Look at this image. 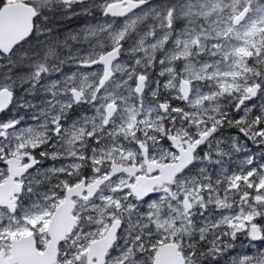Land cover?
I'll return each instance as SVG.
<instances>
[{"label": "snow or ice", "instance_id": "obj_1", "mask_svg": "<svg viewBox=\"0 0 264 264\" xmlns=\"http://www.w3.org/2000/svg\"><path fill=\"white\" fill-rule=\"evenodd\" d=\"M130 2L134 5L133 10L135 6L145 9L142 18H147L149 13L160 15L155 7H148L152 0ZM3 4L4 0H0V7ZM30 7L33 9L32 5ZM223 7L231 8L227 20L220 15ZM107 10H111V6ZM163 14L168 28L176 31L172 43L177 46L183 44L182 49L177 47L171 59L176 63L168 70L172 71L176 66L181 69L179 76H174L176 83L186 85L187 80L193 78L197 84L198 94L195 96L186 86L180 89L197 106V111L187 114L188 118H201L207 112L202 106L204 103L216 101L219 107V100L230 96L234 103L230 106L233 114L228 123L237 129L242 140L252 142L260 152L264 147V0H232L230 5H223L222 0H181L175 6L166 5ZM177 20L182 23H177ZM132 23L135 24V19ZM169 38L165 37L166 41ZM229 39L237 43L230 44ZM117 51L114 49L100 55L91 68H95L97 63L107 68ZM193 51L218 59L212 64L205 61L197 68L183 60ZM158 62L163 64L164 59L160 57ZM134 78L144 79L143 76ZM204 82L208 89L200 92L199 85ZM156 83L157 89L161 87L160 81ZM159 107L175 115L185 111L182 103L172 102L167 108L161 103ZM221 114L227 118V114ZM88 119L95 118H85V121ZM0 121H3L0 123V240L5 241L0 248L5 249L3 255L9 258L0 259V264H12L16 256L37 257L48 246L54 250L55 264H105L110 243L107 235L109 225L113 221L122 222V210H127L131 220V214L143 205L141 212L148 210V217L158 218L165 196L170 201V209L177 199L183 200L187 208L192 207L186 192L177 195L168 187L180 167L187 163L180 133L169 128L167 121L154 115V109L145 107L142 102L139 111L131 108L120 116L107 113L103 127H97V123L90 128L86 124L76 125L71 135L79 141L81 137L77 132L86 134L88 151L74 149L73 154L63 157L48 153L49 159L64 158L69 163L47 170L50 176L58 178L46 198L48 202L43 206L34 205L17 216L14 194L22 187L17 178L31 169L30 162H34V158L29 150H39L42 133L35 127L17 131L18 124L9 118L7 112H0ZM175 123L176 120H172V124ZM173 131H176L175 135ZM210 131H215V127ZM200 135L206 136L207 133ZM205 179L207 183L200 185L201 196L198 197L202 201L200 207L205 209L203 214L209 211L206 202L215 193L217 211L228 210L226 216L219 217L224 222L222 227L232 229L236 234L238 230L247 231L252 239L264 236L257 223L264 216V155L257 161L256 155L246 149V158L239 171L228 174V169L221 168L215 178L206 176ZM193 191L197 189L193 187ZM232 198L236 199L238 207L233 208ZM86 205H91L87 210L94 213L98 228L81 242L71 229L79 219V210ZM179 215V212L173 213V216ZM172 223L178 227L183 218ZM70 232L76 240L71 250L64 251L65 238ZM16 236H30L31 239L8 243L7 238ZM155 243L158 245L155 264H159L158 258L163 253L174 256L180 264L181 256L174 244L166 243L163 237L157 238ZM62 251L63 258L60 257ZM253 261L264 264V257L258 260L243 254L233 257V264H253ZM33 264H39V260L34 259ZM122 264H127V260H122Z\"/></svg>", "mask_w": 264, "mask_h": 264}, {"label": "clouds", "instance_id": "obj_2", "mask_svg": "<svg viewBox=\"0 0 264 264\" xmlns=\"http://www.w3.org/2000/svg\"><path fill=\"white\" fill-rule=\"evenodd\" d=\"M180 3L181 0H152L148 7H155L160 15L149 13L147 18H142L145 9L135 6L133 10L134 5L130 0H32V29L11 47L0 48V90L7 100V104L0 107V112H7L9 118L18 124L17 131L35 127L42 133L39 150H29L34 158V162H30L31 169L17 178L22 186L14 194L17 216L34 205L43 206L48 202L46 198L58 178L50 176L47 170L59 167L56 160L49 159L47 154L71 155L77 142H80L81 148L86 146L87 138L83 133L77 132L81 137L79 141L71 135L73 128L81 125L78 117L85 107V100L95 110L97 127L103 124L107 113L113 112L116 116L123 114L126 105L117 103V96L107 92L108 86L117 78L113 76L114 72L119 71L121 76H125L128 98L143 99L145 94L152 97L155 102L150 103L154 115L162 117L171 125L169 128L180 133L187 163L180 167L168 187L177 195L186 192L192 207L187 208L183 200L177 199L170 209V201L160 192L165 199L161 202L158 218L148 217V210L141 212L143 205L137 207L135 214H131V220L127 210H122V222L113 221L109 225L107 235L110 243L105 264H122L124 259L127 264H155L158 248L155 241L160 237L166 243L175 245V250L181 256L180 264H233V257L240 254L257 260L264 257V236L252 239L247 231L238 230L236 234L232 229L222 227L224 222L219 217L227 213L224 209L217 211L215 193L206 202L209 215L215 211L214 222L206 224L200 219L205 209L200 207L199 188L202 183H207L205 177L212 176L213 169L225 168L230 160L244 162L246 149L250 151L249 142L242 140L237 129L228 123L231 115L226 109L231 106L232 100L207 109L209 114L206 119L200 121L197 117L196 121L200 123H194L187 114L197 111V106L180 91L183 84L176 87L173 70H168L171 66L160 67L158 73H167L169 81L161 85L159 91L152 89L146 93L147 70L155 67L152 59L156 55L172 59L165 51V37H170L172 29L167 26L164 8ZM109 6L111 10H107ZM84 11L88 14L81 15ZM134 19L135 24L132 23ZM177 23L182 22L177 20ZM133 41L137 42L136 50L140 55L133 52L126 59L124 53L129 52ZM101 42L103 46L98 47ZM114 49L118 51L111 57V66L105 68L97 63L87 76L78 67L81 61L93 63L98 61L100 55ZM129 61L130 70H127L124 65ZM140 76L144 79L133 81V77ZM128 81H133L135 87ZM93 100L96 104H92ZM173 100L183 104L184 113L173 115L171 111L159 107L163 103L167 108ZM221 113L227 114V118ZM172 120L179 123L173 125ZM213 126L215 131H210ZM176 131H173V135ZM202 132L207 135L201 136ZM260 153L264 154V147H261ZM193 187L197 191H193ZM90 207L86 205L79 210V219L71 229L81 242L88 233L96 232L98 228L94 213L87 210ZM174 212L180 215L173 216ZM181 217L183 223L175 226L172 222ZM257 223L264 231V216ZM76 236H72L71 232L68 234L64 251L73 248ZM64 251L60 252L61 258Z\"/></svg>", "mask_w": 264, "mask_h": 264}, {"label": "rangeland", "instance_id": "obj_3", "mask_svg": "<svg viewBox=\"0 0 264 264\" xmlns=\"http://www.w3.org/2000/svg\"><path fill=\"white\" fill-rule=\"evenodd\" d=\"M242 2V0H241ZM17 3H26V4H32V0H4V5H9V4H17ZM222 3L223 5H230L232 3V0H222ZM81 15H87V11H84V12H81L80 13ZM220 15L222 17H224L225 20H227L228 16L231 15V8L230 7H223ZM197 27H199V22H197ZM220 27H223V25H220ZM160 35H162V33H160ZM176 38V31L172 30L171 31V35H170V38L169 40H167L165 42V51L169 52V55L170 56H174L177 52V47L179 48H183V44L177 46V45H174L172 43L173 40H175ZM228 43H237V41L235 40H232V39H229ZM136 44L137 42L136 41H133L132 42V45L130 46V50L129 52L127 53H124V57L127 59L128 57H130L133 52H135L136 55H140V53L136 50ZM103 46V43L101 42L98 47H102ZM193 48H195V46H193ZM145 55H147V49H145ZM161 56L160 55H156L155 56V60L152 59V64L155 65L154 68H152L151 70H147L148 71V77H147V80H148V85H147V88H146V93L147 91H150L152 89H156L157 91L160 90V87L157 89V81H160V84L163 85L168 79H169V76L167 73H165L164 75H158L159 71H160V67L162 66H173L176 62L174 60H168V59H164V63L161 64L158 62L159 58ZM215 59H218V57L216 58H213V57H210V56H207L205 55L204 53H201V52H191L190 55L188 57H184L183 60L185 63H191L193 65H195L197 68L200 66V64L204 63L205 61H207L209 64H212L214 62ZM92 62H88V63H85L83 61L80 62V64L78 65V67L81 69V71L84 72L85 76H87L92 70H88V69H84L83 68V65L84 64H90ZM130 61L128 64H125L124 67L125 69L127 70H130ZM221 67H223L221 65ZM209 71H211V69H209ZM173 73H174V76L178 77L179 74L181 73V69L176 66L173 68ZM126 75V73H125ZM185 75H187L185 73ZM114 76L117 77L116 79H114L112 81V83L108 86V89H107V92L108 93H114L116 96H117V103H121L123 102L125 105H126V108L123 110V114H126L127 111L131 108H136L138 111L141 109V106H142V102H143V105L145 107L147 106H151V103H154L155 101L152 100V97L150 96H147V94H145V97L143 99H135L134 97L133 98H128L127 97V90H126V87H125V76H121L120 75V72L119 71H116L114 72ZM134 77H133V81H134ZM133 81H128V83H131L133 87H135V84ZM187 83L191 86V95L195 96L198 94V91H197V84H196V81L195 79L193 78H189L187 80ZM175 85L177 88H179L180 84L179 83H176L175 82ZM86 87V85H85ZM208 89V85L206 82L204 83H201L199 85V91L200 92H204V91H207ZM77 89H73L72 91H74ZM2 90H0L1 92ZM104 91V90H103ZM97 95L99 96L100 93H97ZM163 95V94H161ZM231 100L230 96H224L222 99L219 100V103L220 104H227L228 101ZM151 102V103H150ZM173 103H176L175 100L172 101ZM232 103H234V101L232 100ZM257 104L260 103L259 100L256 101ZM92 104H96V101L93 100L92 101ZM84 109L82 110V112L80 113L78 119L80 120V124L81 125H85L87 127H91L92 124L94 123H97V120L96 119H88L87 121H85V118H94L95 117V110L94 108H92L91 106L88 105V101L85 100L84 101ZM203 108L205 109H211V108H214L216 107V101H213L211 104L209 103H204L203 105ZM195 112V111H194ZM226 112L229 114V115H232L233 114V111L231 109V107H229L228 109H226ZM209 112H205L203 114V116L200 118V121L206 119V117L208 116ZM175 115V114H173ZM200 121H196L194 120L193 122L194 123H200ZM31 123V121H29ZM119 122V120L117 119V123ZM61 123H63V121H61ZM179 121L177 120L176 121V124H178ZM169 127H171V125H168ZM101 127H103V125H101ZM229 131H236L235 129H229ZM85 137H86V134H85ZM87 138V137H86ZM85 147V146H84ZM76 148H77V151H80L81 147H80V142H77L76 144ZM248 149L250 150V152L254 153L256 155V160L257 161H260L261 158H262V155L264 154H261L260 152H257L256 150V147L254 145H252L250 142L248 143ZM56 163H57V166L58 167H61L62 165L64 164H67L69 163V160L67 159H64V160H56ZM240 164L241 162H239L238 160H230L227 162V165H226V169H228V174H231L232 171H239V167H240ZM216 172L217 170L213 169L212 170V177L215 178L216 176ZM221 195H223L221 193ZM232 203H233V208L235 207H238V204L236 203V199L235 198H232ZM224 212L228 214V210L227 209H224ZM214 215H215V211H213V215H209V212L207 213H204L200 219L202 221H204V223H208L209 221H213L214 222ZM5 223H8L7 220L4 221ZM24 236H16L14 238H7L8 239V243H11L12 240H17V239H20ZM27 237V236H26ZM5 241L4 240H0V244H4ZM4 249V248H0V251Z\"/></svg>", "mask_w": 264, "mask_h": 264}, {"label": "water", "instance_id": "obj_4", "mask_svg": "<svg viewBox=\"0 0 264 264\" xmlns=\"http://www.w3.org/2000/svg\"><path fill=\"white\" fill-rule=\"evenodd\" d=\"M34 15L33 9L30 7L29 4L26 3H17V4H9L4 5L0 9V48H7L11 47L17 41L26 37L29 31L32 29V17ZM112 63V62H111ZM110 63V66H111ZM92 63L84 64L83 68L92 70L91 68ZM114 76V73H113ZM186 86L191 94V86L186 83ZM104 89H101L103 91ZM76 91V90H75ZM99 93V92H98ZM7 104V100L5 99L4 92H0V107H3ZM31 237H23L17 240H30ZM16 240L11 241L14 243ZM49 250L46 252L45 255H54V250L49 246ZM34 259H40L36 257L33 258H24L20 256H16L12 264H25V260L32 264ZM159 264H177V261L174 256L168 255L163 253L159 258ZM51 264H55L54 260L52 259Z\"/></svg>", "mask_w": 264, "mask_h": 264}, {"label": "flooded vegetation", "instance_id": "obj_5", "mask_svg": "<svg viewBox=\"0 0 264 264\" xmlns=\"http://www.w3.org/2000/svg\"><path fill=\"white\" fill-rule=\"evenodd\" d=\"M80 149H81L80 152H86V151H88V148H87L86 146L83 147V148H80ZM51 150L54 151L55 149H51ZM76 150H77V148H76ZM60 156L63 157L64 155H60ZM57 160H58V161H59V160H64V158L57 159ZM24 237H26V236H24ZM27 237H28V236H27ZM48 248H49V246L46 247V250H45V252H44L42 255L38 254V258L40 259L39 264H51L52 259H53L54 262H55V256L51 257V255H45L46 252L49 250ZM4 251H5V249H2V250L0 251V259L8 260L9 258H8V257H5V256L3 255ZM36 258H37V257H36ZM24 263H25V264H30V263L27 262L26 260H25ZM32 264H33V262H32Z\"/></svg>", "mask_w": 264, "mask_h": 264}, {"label": "trees", "instance_id": "obj_6", "mask_svg": "<svg viewBox=\"0 0 264 264\" xmlns=\"http://www.w3.org/2000/svg\"><path fill=\"white\" fill-rule=\"evenodd\" d=\"M3 6H4V4H3ZM1 8V7H0Z\"/></svg>", "mask_w": 264, "mask_h": 264}]
</instances>
